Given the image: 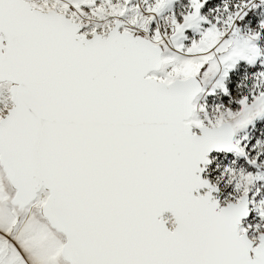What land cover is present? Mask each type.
<instances>
[{"label": "snow or ice", "instance_id": "1", "mask_svg": "<svg viewBox=\"0 0 264 264\" xmlns=\"http://www.w3.org/2000/svg\"><path fill=\"white\" fill-rule=\"evenodd\" d=\"M177 3L0 0V264H264V0Z\"/></svg>", "mask_w": 264, "mask_h": 264}, {"label": "rangeland", "instance_id": "2", "mask_svg": "<svg viewBox=\"0 0 264 264\" xmlns=\"http://www.w3.org/2000/svg\"><path fill=\"white\" fill-rule=\"evenodd\" d=\"M187 3V0H178L177 3V9L180 10L185 4ZM224 0H220V3L216 5L217 7L223 6ZM212 9H209V12H211ZM254 14H250V18H246L244 22H241V28L243 31L246 32V28L250 29H256L258 28L259 24L261 22H264V5H261L259 8L255 9ZM207 14V13H206ZM191 38H198V34L191 33ZM186 43L190 44V40ZM261 46L264 47V40L260 42ZM264 71V68L260 66V62L258 61L255 66H249L246 64V62H241L240 65L237 66V69L234 70L236 74V80L235 83L237 85L236 88H230V94L228 99L230 100L232 98V94L236 91H246L244 88H240L239 85L241 84H247L250 86L253 81V77L256 75L257 72ZM232 80V73L229 74V78L227 81H224L225 86L227 87L229 85V82ZM215 84V81H213L212 84L208 85V89L211 90L213 85ZM201 104H206L208 107L209 113L212 112V110L218 106L223 105L226 103L224 91L220 88L216 89V94L214 96H207L204 95L200 98L199 101ZM233 107H238L237 105H232ZM248 135L250 139L254 140H264V119L257 120L255 123V126H249V128L246 131H242L240 133V136ZM214 158V165L218 166L219 169H223L224 167L228 166H234V167H241L244 164H246L245 161H243L242 158H237L234 154H220L215 153L213 154ZM235 162V164H233Z\"/></svg>", "mask_w": 264, "mask_h": 264}, {"label": "built area", "instance_id": "3", "mask_svg": "<svg viewBox=\"0 0 264 264\" xmlns=\"http://www.w3.org/2000/svg\"><path fill=\"white\" fill-rule=\"evenodd\" d=\"M220 7H222V6H220ZM253 14H254V12H252ZM252 13H250V14H252ZM248 30H250V28H246V31H248Z\"/></svg>", "mask_w": 264, "mask_h": 264}, {"label": "water", "instance_id": "4", "mask_svg": "<svg viewBox=\"0 0 264 264\" xmlns=\"http://www.w3.org/2000/svg\"><path fill=\"white\" fill-rule=\"evenodd\" d=\"M213 154H215V153H213ZM220 154H231V153H220Z\"/></svg>", "mask_w": 264, "mask_h": 264}]
</instances>
